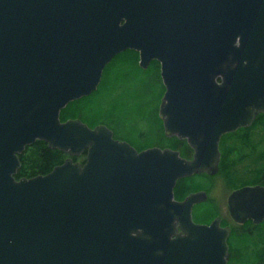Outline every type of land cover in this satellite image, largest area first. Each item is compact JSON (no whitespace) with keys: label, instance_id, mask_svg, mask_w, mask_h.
<instances>
[{"label":"water","instance_id":"obj_1","mask_svg":"<svg viewBox=\"0 0 264 264\" xmlns=\"http://www.w3.org/2000/svg\"><path fill=\"white\" fill-rule=\"evenodd\" d=\"M128 49L144 69L160 62L159 116L192 158L62 120ZM262 112L264 0H0V264H228L231 226L195 221L207 192L178 200L175 187L217 173L222 136ZM37 140L70 156L17 178ZM227 207L237 223L264 221V185Z\"/></svg>","mask_w":264,"mask_h":264},{"label":"trees","instance_id":"obj_2","mask_svg":"<svg viewBox=\"0 0 264 264\" xmlns=\"http://www.w3.org/2000/svg\"><path fill=\"white\" fill-rule=\"evenodd\" d=\"M165 90L160 62L153 60L144 69L139 65V52L128 49L115 56L106 66L98 89L89 96L70 102L62 109L61 118H80L91 127L105 123L114 130L115 137L128 140L140 149L155 145L171 146L178 148L183 156L190 157L192 149L186 139L165 134L163 121L159 116L160 100ZM260 116H264V113L257 118ZM227 138H233L231 142L236 146V151L243 155H253L257 147L248 130L224 136L221 141L224 153L221 171L226 165ZM69 156L58 148L50 147L46 141L37 140L19 155L21 166L16 177L31 178L47 174ZM86 156L87 151L73 158L84 162ZM256 180L264 182V167L256 172ZM195 182L205 185L208 179L197 176ZM191 186L192 178H183L180 195H186ZM212 211L213 204L207 201L195 208L194 217L199 222L209 223L216 217ZM229 244L228 264H264V221L258 224L252 221L236 223L232 227Z\"/></svg>","mask_w":264,"mask_h":264},{"label":"rangeland","instance_id":"obj_3","mask_svg":"<svg viewBox=\"0 0 264 264\" xmlns=\"http://www.w3.org/2000/svg\"><path fill=\"white\" fill-rule=\"evenodd\" d=\"M161 101L162 98L160 100V104ZM251 133L253 140L258 146V151L256 154L250 156L249 158L239 157L235 149L236 146H234V144L231 142V139H228L227 146L229 149L226 157V165L223 167V170L213 178V186L210 187V190L208 189V201H211L213 204L212 214L222 217L223 224L230 225L232 227L236 223L230 216L227 208V199L231 193V189L238 185L254 183L256 181V172L258 169L264 167V116H260L256 119L253 126L251 127ZM194 218L199 222L198 218Z\"/></svg>","mask_w":264,"mask_h":264},{"label":"flooded vegetation","instance_id":"obj_4","mask_svg":"<svg viewBox=\"0 0 264 264\" xmlns=\"http://www.w3.org/2000/svg\"><path fill=\"white\" fill-rule=\"evenodd\" d=\"M259 115H257V117H258ZM257 117L255 118V120L253 121V123L250 125V126H246V127H240V128H238L237 130H235V131H233V132H240V133H242V132H244L245 130H248L249 131V133H250V135L252 136V133H251V127L253 126V124H254V122L256 121V119H257ZM229 133H232V132H229ZM229 133H226V134H224L223 136H222V138H221V141H222V139H224V136H227ZM253 138V137H252ZM227 139H230V138H227ZM233 139V138H232ZM231 139V140H232ZM221 141H220V150H221V160H220V163H219V171L217 172V173H215V174H210V173H208V172H202V173H195V174H193V175H191V176H189L190 178H192V186H191V190H189V192L186 194V195H184V196H181L180 195V188H181V181L183 180V178L182 179H180V180H178V182H177V184H176V187H175V197H176V199H178V200H183V199H185V197L188 195V194H190V193H192V192H197V191H202V190H204V191H206L207 192V194H208V192H209V190H210V187L211 186H213V178L221 171V162H222V160H223V158H224V153H223V150L221 149ZM137 149H139V150H142V149H140L139 148V146H135ZM150 147V146H149ZM160 147H169V146H160ZM191 147V146H190ZM147 148V147H146ZM172 148V147H171ZM144 149V148H143ZM175 149V148H174ZM191 149H192V154H191V156L190 157H187V158H192L193 157V155H194V149L191 147ZM229 149V148H228ZM258 151V146L256 147V150H255V153L254 154H256V152ZM181 152V151H180ZM238 153V152H237ZM253 154V155H254ZM238 155H239V157H241V158H249L250 156H253V155H249V154H247V153H245L244 155L243 154H240V153H238ZM186 157V156H185ZM197 176H202L203 178H204V180L206 179H208V183L207 184H199V183H196L195 182V178L197 177ZM186 178V177H185ZM205 182V181H204ZM227 185H228V183H227ZM254 185H264V182H261V181H258V180H256L254 183H249V184H242V185H238V186H236V187H234V188H232L231 189V193L235 190V189H238V188H241V187H244V186H254ZM209 189V190H208ZM230 193V194H231ZM229 194V195H230ZM229 197V196H228ZM209 200V195H208V199L206 200V201H203V202H200V203H197L195 206H194V208H193V212H194V210H195V208L197 207V206H199V205H201V204H203V203H205V202H207ZM227 202H228V199H227ZM228 208V207H227ZM248 221H252V220H248ZM252 223H255V222H253L252 221ZM245 224V223H244ZM256 224H258V223H256ZM223 225H225V224H223ZM232 227V226H231ZM231 232H232V230H231ZM231 232H230V235H231ZM230 235H229V237H230ZM228 241H229V238H228Z\"/></svg>","mask_w":264,"mask_h":264}]
</instances>
